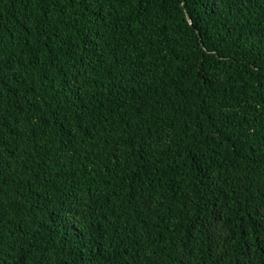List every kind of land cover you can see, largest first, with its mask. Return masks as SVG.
<instances>
[{"label":"trees","instance_id":"1","mask_svg":"<svg viewBox=\"0 0 264 264\" xmlns=\"http://www.w3.org/2000/svg\"><path fill=\"white\" fill-rule=\"evenodd\" d=\"M205 2L0 0V264H264V0Z\"/></svg>","mask_w":264,"mask_h":264},{"label":"snow or ice","instance_id":"2","mask_svg":"<svg viewBox=\"0 0 264 264\" xmlns=\"http://www.w3.org/2000/svg\"><path fill=\"white\" fill-rule=\"evenodd\" d=\"M71 3L75 4L77 0H70ZM81 4L84 6L91 8L92 4L90 0H80ZM233 4L239 3L240 0H232ZM99 6L96 8V11L93 13L97 16L96 24V36H100V26L106 23V17L103 13L102 8V0H98ZM205 6L208 8L210 12L215 13L216 8L219 6L218 0H206ZM92 44L94 47H98V44L95 42V37L90 38L85 42V45L82 47L84 51H88L87 45ZM58 59V58H57ZM117 59L119 57L117 56ZM54 66L60 67L59 64H55ZM241 136H246V130L241 126L240 128ZM4 175V165L3 161L0 160V176ZM44 179L47 181L48 177L45 175ZM55 199L52 197L49 203L46 205L43 211H49L54 215L57 219V224L59 227L65 229L66 231L75 232L80 238L87 237L85 241L84 247H87L89 243L99 244L101 242V238L105 237V231L101 223L94 218H90L86 216L82 211L81 201L78 197L68 196L67 199L59 201L55 207H53L52 200ZM259 228H264V218L257 225ZM87 229V231H84ZM209 239H212L211 229H209ZM28 255L25 253L20 264H27Z\"/></svg>","mask_w":264,"mask_h":264}]
</instances>
